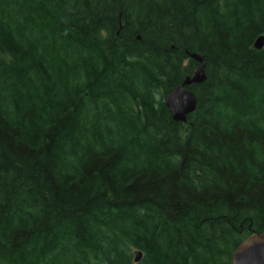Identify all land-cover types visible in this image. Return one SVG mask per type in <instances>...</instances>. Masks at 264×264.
<instances>
[{"label":"trees","instance_id":"16d2710c","mask_svg":"<svg viewBox=\"0 0 264 264\" xmlns=\"http://www.w3.org/2000/svg\"><path fill=\"white\" fill-rule=\"evenodd\" d=\"M259 37L264 0H0V264H232L264 232Z\"/></svg>","mask_w":264,"mask_h":264},{"label":"water","instance_id":"95a60500","mask_svg":"<svg viewBox=\"0 0 264 264\" xmlns=\"http://www.w3.org/2000/svg\"><path fill=\"white\" fill-rule=\"evenodd\" d=\"M255 50L264 48V37H259L254 45ZM190 58L200 64L193 74L186 77L181 85L176 87L164 98L172 119L176 123L185 124L188 117L197 109V98L190 90L193 85H200L206 81V61L202 55L192 54ZM142 259V253L135 254V263ZM232 264H264V232L253 233L237 248L232 256Z\"/></svg>","mask_w":264,"mask_h":264}]
</instances>
